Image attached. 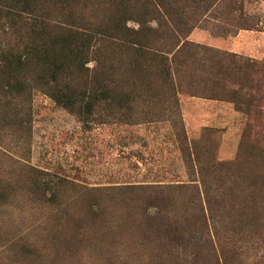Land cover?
I'll return each instance as SVG.
<instances>
[{
	"label": "rangeland",
	"instance_id": "obj_1",
	"mask_svg": "<svg viewBox=\"0 0 264 264\" xmlns=\"http://www.w3.org/2000/svg\"><path fill=\"white\" fill-rule=\"evenodd\" d=\"M35 4L143 46L96 33L80 71L0 66V264H264V0Z\"/></svg>",
	"mask_w": 264,
	"mask_h": 264
},
{
	"label": "trees",
	"instance_id": "obj_2",
	"mask_svg": "<svg viewBox=\"0 0 264 264\" xmlns=\"http://www.w3.org/2000/svg\"><path fill=\"white\" fill-rule=\"evenodd\" d=\"M35 2L36 0H0V19L4 18L6 21L21 25L30 36V45H25L22 54L4 53L0 50V66L10 68L11 73H14L13 67L21 68L24 65L23 61L26 56H28L27 60H36L40 73L44 77L49 71H51L49 75L54 71H61L65 64L74 63L75 60H77L75 70L80 71L83 69L82 57L78 58L76 54L81 56V50L87 49L85 46L89 45L93 39H97L95 35L98 33L101 37L109 39L112 38L111 32H118L117 36L124 38L125 43L136 47L143 46V40L140 39L142 30L133 31L124 27L121 30L117 28L113 31L100 29L96 32L90 30V32L86 28L76 26L73 21L62 24L52 23L48 15L39 13L40 10ZM54 100L59 104H64L67 99L63 95L55 94Z\"/></svg>",
	"mask_w": 264,
	"mask_h": 264
}]
</instances>
